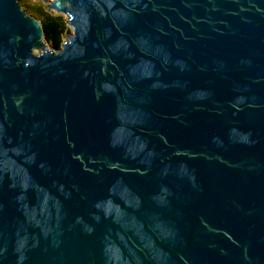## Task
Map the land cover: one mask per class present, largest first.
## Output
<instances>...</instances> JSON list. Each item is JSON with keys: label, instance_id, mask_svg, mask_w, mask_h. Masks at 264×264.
I'll use <instances>...</instances> for the list:
<instances>
[{"label": "water", "instance_id": "water-1", "mask_svg": "<svg viewBox=\"0 0 264 264\" xmlns=\"http://www.w3.org/2000/svg\"><path fill=\"white\" fill-rule=\"evenodd\" d=\"M0 0V264H264V0Z\"/></svg>", "mask_w": 264, "mask_h": 264}, {"label": "trees", "instance_id": "trees-1", "mask_svg": "<svg viewBox=\"0 0 264 264\" xmlns=\"http://www.w3.org/2000/svg\"><path fill=\"white\" fill-rule=\"evenodd\" d=\"M20 4H23V0H20ZM25 8L34 13L42 21L47 42L52 46L60 47L68 31L65 18L51 15L42 6L35 9L29 6Z\"/></svg>", "mask_w": 264, "mask_h": 264}, {"label": "rangeland", "instance_id": "rangeland-1", "mask_svg": "<svg viewBox=\"0 0 264 264\" xmlns=\"http://www.w3.org/2000/svg\"><path fill=\"white\" fill-rule=\"evenodd\" d=\"M21 6H29V7H33L34 9L35 8H39V7H43L44 8V10L46 11V12H48V13H50L51 15H55V16H61V15H58V14H56V13H54V12H49L48 10H47V4H45V3H43L42 1H39V0H23V4H21ZM27 12L30 14V15H32V16H36L34 13H32V12H30L28 9H27ZM62 17H64V16H62ZM65 18V17H64ZM65 20H66V18H65ZM69 30V29H68ZM64 40H65V38H64Z\"/></svg>", "mask_w": 264, "mask_h": 264}]
</instances>
